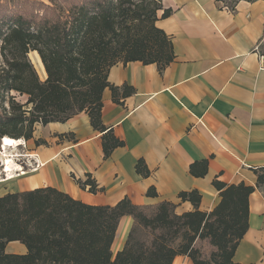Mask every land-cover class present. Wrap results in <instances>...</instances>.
I'll list each match as a JSON object with an SVG mask.
<instances>
[{"label": "crops", "instance_id": "0c3cea01", "mask_svg": "<svg viewBox=\"0 0 264 264\" xmlns=\"http://www.w3.org/2000/svg\"><path fill=\"white\" fill-rule=\"evenodd\" d=\"M162 6L172 14L156 26L170 37L174 60L162 72L139 61L108 71L111 85L134 90L119 103L108 88L101 97V122L123 146L105 158L103 133L92 128L86 112L35 126L33 138L48 145L28 141L26 158L34 170L8 179L0 169V197L51 187L87 205L166 201L182 214L194 207L179 193L196 190L198 210L208 213L220 201L213 180L256 186L254 171L264 167V0H239L233 9L220 0H162ZM138 160L148 177L136 173ZM202 160L208 161L206 174L193 177L190 165ZM74 178L89 179L95 191ZM150 187L155 197L146 195ZM131 224L128 216L120 219L113 255L123 248ZM4 251L27 253L19 241L8 242ZM233 262L264 264V183L249 196L248 228ZM172 264L193 263L176 256Z\"/></svg>", "mask_w": 264, "mask_h": 264}, {"label": "trees", "instance_id": "16d2710c", "mask_svg": "<svg viewBox=\"0 0 264 264\" xmlns=\"http://www.w3.org/2000/svg\"><path fill=\"white\" fill-rule=\"evenodd\" d=\"M23 1L5 12L1 22L7 26L0 31V109L4 102L7 106L0 111V139L30 140L35 125L62 123L86 112L92 128L103 133L102 151L109 157L123 142L101 122L102 93L108 88L119 103L120 96L134 90L111 85L108 71L117 63L139 61L156 64L162 72L174 52L156 22L172 10L163 9L162 0H49L35 2L43 10L39 13L28 7L30 0ZM29 52L39 55L44 81L29 62ZM12 91L26 95V103L16 102ZM207 166V160L194 162L189 173L203 177ZM135 170L142 177L150 174L142 160ZM254 172L256 186L213 180L220 201L208 213L198 210L201 196L196 190L179 193L182 202L194 207L182 214L166 201L134 205L125 198L114 206L87 205L51 187L6 194L0 197V264H172L176 256H187L193 264H237L233 254L248 228V199L264 183V167ZM78 185L95 191L89 179ZM146 195L155 197L154 187ZM124 216L132 224L123 248L113 255L111 246ZM196 240L212 250L201 254ZM11 241L24 244L27 253H5Z\"/></svg>", "mask_w": 264, "mask_h": 264}, {"label": "rangeland", "instance_id": "374dc122", "mask_svg": "<svg viewBox=\"0 0 264 264\" xmlns=\"http://www.w3.org/2000/svg\"><path fill=\"white\" fill-rule=\"evenodd\" d=\"M222 1V3L230 6L233 5L234 2L238 1V0H220ZM31 5H28V7H32L34 8L36 11H38L39 13H42L43 10L41 9V6L39 5V3H35V2H44L45 4L49 3V0H30ZM0 4L1 5H5L6 8H4L3 10L0 9V31H4L6 29L7 24L2 25L1 22L4 21V16H5V12H9V11H13L15 10V8L19 5H24L26 4L25 1L23 0H0ZM33 52H29V54L27 55V58L29 60V62L32 64V67L34 69V71L36 72L38 78L40 81H44L46 79V73L45 75L35 67V64H33ZM39 56V55H38ZM0 61H1V56H0ZM41 61V60H40ZM42 63V62H41ZM43 66V65H42ZM44 69V67H43ZM45 72V70H44ZM12 96H14L15 101L20 103V104H25L27 101V96L26 95H20L17 92L12 91L10 93ZM7 101V100H6ZM1 106V104H0ZM6 102L3 103L2 108L5 110L6 109ZM2 108L0 109V111H2ZM29 108V107H28ZM40 126L41 124H37L35 126ZM42 126V125H41ZM45 126V125H43ZM35 129V128H34ZM34 133V131H33ZM33 136V135H32ZM23 140L20 146H17V148L15 150H9V154H11L12 157H14L13 159L15 160V162L18 164L19 168L23 169L22 172L26 173L28 171L34 170L35 166L34 164H32V162L28 161V158H26L27 152L29 151L28 149V141L30 140ZM34 146H39V145H48L43 139L38 138L37 140H35L32 137ZM1 166V165H0ZM37 167V165H36ZM1 169V168H0ZM2 170V169H1ZM17 174H20L19 171L16 172ZM75 179V178H74ZM76 183L78 184L79 180H76ZM78 181V182H77ZM127 237V236H126ZM195 247L201 252V254H208L212 249L211 247L207 244V242L203 241H195ZM120 251V250H119Z\"/></svg>", "mask_w": 264, "mask_h": 264}, {"label": "bare ground", "instance_id": "6f19581e", "mask_svg": "<svg viewBox=\"0 0 264 264\" xmlns=\"http://www.w3.org/2000/svg\"><path fill=\"white\" fill-rule=\"evenodd\" d=\"M33 64L39 69L44 75V69L37 54L33 55ZM23 140L12 139L10 137L4 136L0 139V165L3 172H6L8 179L12 178L15 172L21 170L18 164L13 159L14 157L9 154V150H15L17 146H20ZM23 174V173H21Z\"/></svg>", "mask_w": 264, "mask_h": 264}, {"label": "built area", "instance_id": "2783aa9c", "mask_svg": "<svg viewBox=\"0 0 264 264\" xmlns=\"http://www.w3.org/2000/svg\"><path fill=\"white\" fill-rule=\"evenodd\" d=\"M22 171H23V169L21 168V170H19L20 174H21V173H24V172H22Z\"/></svg>", "mask_w": 264, "mask_h": 264}]
</instances>
